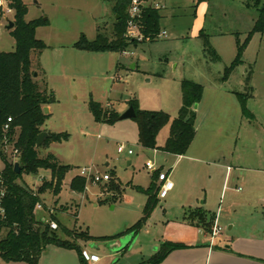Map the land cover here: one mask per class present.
<instances>
[{"label": "rangeland", "instance_id": "1", "mask_svg": "<svg viewBox=\"0 0 264 264\" xmlns=\"http://www.w3.org/2000/svg\"><path fill=\"white\" fill-rule=\"evenodd\" d=\"M28 8L26 22L47 20L48 25L37 29V39L47 49L33 53L34 68L41 64L47 68L49 90L55 93L51 116L45 128L52 133H67L70 140L40 148L39 156L53 154L63 165L74 168L63 182L61 195L47 191L40 196L42 209L36 208L38 221H54L59 239L79 247L82 252L97 254V264H142L156 256L166 242L194 238V229L186 226L195 199L208 198V205L217 214L216 226L224 236L259 235L264 231V33L253 34L247 45L243 61L227 81L226 69L234 62L239 43H244L253 30L257 10L249 8L244 0H152L162 17L161 33L166 35L155 42L137 40L128 53H84V57L64 56L84 35L94 41L100 29L112 39L115 23V0H23ZM6 4L0 17V51L13 52L16 42L7 29L14 22V12ZM204 33L211 48L220 57L217 61L205 47ZM67 47V52L64 48ZM74 48V47H73ZM133 65L137 70H133ZM62 67L65 70H62ZM245 68V69H244ZM252 70L250 86L252 97L247 108L253 118L242 115L236 97L235 106L218 97L215 84L226 83L228 91L249 95L244 71ZM41 73L35 80L43 88ZM48 77V78H47ZM183 80L204 87L198 111V140H203L212 154L208 161L230 165L227 169L213 164L182 163L171 171L170 180L175 188L166 200L158 203L138 234H125L143 216L148 201L145 193L151 187L155 173L146 168L152 162L156 168L169 173L176 157L143 149L138 142L135 121H118L115 125L97 123L89 109V102L121 107L136 99L141 110L160 107L164 96L179 93L177 83ZM151 81V82H148ZM176 87V94H175ZM178 91V92H177ZM219 98V99H218ZM124 101V103H123ZM153 111V110H151ZM177 117V116H176ZM43 130V129H42ZM45 132V131H43ZM170 134V125L161 130L158 145L164 146ZM16 129L14 140H17ZM198 142V141H197ZM125 144L134 154H118L117 145ZM8 159L20 164L12 145L5 149ZM20 156V155H19ZM128 160L132 165H128ZM4 165L0 163V169ZM89 175L83 194L74 193L69 184L74 177ZM111 177L107 182H95V177ZM191 176V180L186 177ZM51 180L49 171L37 175H23L27 187L37 191L45 181ZM18 183H21L18 181ZM118 185V193L107 185ZM158 186V185H157ZM192 193L187 196L185 190ZM240 189V190H239ZM62 227L69 230L68 235ZM93 240L88 241L87 236ZM5 232L1 233V237ZM117 237V238H116ZM103 238H113L103 240ZM202 238V235L199 236ZM130 240V241H129ZM129 246L127 247V245ZM127 247V248H126ZM125 248V249H124ZM0 264H26L5 262ZM39 264H83L76 249L48 246ZM91 264V263H89ZM146 264V263H144Z\"/></svg>", "mask_w": 264, "mask_h": 264}, {"label": "trees", "instance_id": "2", "mask_svg": "<svg viewBox=\"0 0 264 264\" xmlns=\"http://www.w3.org/2000/svg\"><path fill=\"white\" fill-rule=\"evenodd\" d=\"M198 3L209 2V0H197ZM249 8L257 10L258 17L255 20L253 30L249 33L244 43L238 44L237 55L232 65L226 69L224 81H227L234 70L244 64V51L249 44L253 34L264 33V0H244ZM132 0H115L113 11L115 23L112 29V39L98 30L94 41H89L84 35L74 44V48L90 53H120L128 52L135 46L137 40L127 38L129 9ZM9 8L14 12V29L11 36L16 42L13 52L0 51V163L4 165V176L7 180L8 190L2 205L7 212V219L0 222V257L7 263L39 264L44 250L52 245L68 249H76L80 253L83 264H89L83 258L78 246L71 245L59 239L55 230H52L47 222L38 221L35 210L41 206L40 196L47 191H52L58 196L63 187L66 175L74 170L70 165H63L53 154L41 158L40 148H49L52 144H62L70 140L67 133H48L43 144L38 147V138L43 133V126L51 114H45L44 108L56 102L55 93L49 90L44 82L43 88L35 80V74L41 73L38 66L33 70L32 54H41L47 49V45L37 39L36 32L40 27L48 25L47 20H35L26 22L28 13L27 6L23 0H8ZM162 17L159 10L153 7L143 8L141 17L137 21L140 34L145 41L155 42L161 33L160 21ZM205 47L214 58L219 61L220 57L211 48L207 36ZM252 70L246 75V85L249 95L238 94L242 113L248 119L253 116L247 108V100L251 98L253 88L250 86ZM182 106L177 117L173 118L163 111H147L139 108L136 99L127 102L129 107L135 111L133 119L138 127L139 145L148 150H158L175 156H185L197 134V110L203 99L204 87L198 83L183 80L181 82ZM89 109L97 123L115 125L119 121L120 114L112 107L104 106L94 101L89 102ZM12 119L11 130L4 132V125L7 119ZM170 125V134L163 147L158 145V136L163 128ZM16 129H19L17 140H14ZM12 145L14 150L20 153L19 174L15 171V163H12L5 153V149ZM41 170L51 173V180L43 182L37 190H32L23 184V175H37ZM159 173L151 187L147 190L138 188V191L145 193L148 201L144 210V216L125 234H138L145 221L150 216L158 203L159 185L156 183ZM111 180V179H110ZM20 181L21 183H18ZM158 185V186H157ZM87 188V179L74 177L70 183V190L74 193L83 194ZM111 191L118 193V185H107ZM185 220L189 224L207 235L213 234L217 217L215 214L202 209L189 210ZM5 236L1 237V233ZM62 232L68 235L69 230L62 227ZM117 238V237H116ZM88 241L93 240L87 236ZM113 238H103L110 240ZM185 246L180 243L166 242L162 245L161 251L154 256L151 264L162 263L173 251L183 249ZM228 252L230 249L222 248Z\"/></svg>", "mask_w": 264, "mask_h": 264}, {"label": "crops", "instance_id": "3", "mask_svg": "<svg viewBox=\"0 0 264 264\" xmlns=\"http://www.w3.org/2000/svg\"><path fill=\"white\" fill-rule=\"evenodd\" d=\"M144 1H145V4L147 6H153L156 9H158V7H159L157 4H154L152 0H144ZM23 3H24V1H23ZM204 3H206V2H204ZM163 33H166V32H163ZM163 33H161V34H163ZM36 35H37V32H36ZM62 48H64V51L67 52V49H66L67 47H62ZM84 53H87V52L77 50V49L73 48V45H72V50H69V52L67 54H65L64 56L78 59L79 57H84V56H82V55H84ZM131 55H132V53H129V55H124V56H131ZM33 68H34V65H33ZM36 68H38V65L36 66ZM40 68L42 70V73H44L45 76H48L47 68L42 64H41ZM62 70H65V68L62 67ZM133 70H137L136 65H133ZM247 73H248L247 70L243 72V75L245 77L244 79H246ZM48 77L51 78L50 75ZM40 79H42V81H43V86H44V82L47 84L46 79H44V77L41 76ZM148 82H151V81H148ZM176 83H177V90L179 91V93L176 94V87H175V94H176L175 96H173L174 94H171V95L168 94V96L162 97L159 101V103H161V104H171L172 103L170 109H165L163 107H160L161 108L160 110L168 113L173 118H175L178 115L179 110L182 106L181 82L178 81ZM215 91H217L219 93L218 97H220L222 100L228 99V101H231V103L234 106H235V102H233L234 100H232L231 97H233V98L236 97L235 98L236 101L239 102V99L237 97V95L239 93H234V92L228 91L226 89V83H221L219 85L215 84ZM123 103H124V101H123ZM238 104H240V102ZM108 105L110 107L114 108L120 115L129 109V106L126 102L124 104H122L121 107H117V105H115L114 103H111V102L107 103V105H104V106H108ZM47 108L49 110V114H51V105L47 106ZM198 109H199V105H198ZM240 109H241V105H240ZM151 110L154 111L155 109H148L147 111H151ZM241 111H242V109H241ZM46 122H48V121H46ZM198 122H199V120H198V111H197V123H196L197 134H196V138H195L194 142L192 143L188 153L185 156H175V155L167 154V153H164V152H161L158 150H150V151H153L154 154L163 153L166 155L174 156V157H176V159H178L173 164V167L170 168V170H169L170 172L169 173L167 172L169 179H170L171 171L174 170V166H176L175 169H178L183 161H186L188 163H198V164H202V165L213 164L216 167H221L223 169H227L228 173L230 172V170L232 168L230 165L221 164V163H212L211 161H208L210 158H212L214 156H212V154H210V152L207 148V144L203 140H198V137H199ZM42 129L46 133H49V132L52 133L51 130H48L47 128H45V125L43 126ZM159 146L161 147V145H159ZM162 147H163V145H162ZM145 150H148V149H145ZM129 156H132V155H129ZM180 160H183V161L181 162ZM132 164H133L132 161L128 160V165L131 166ZM158 171L163 172L162 169H159ZM187 179L191 180V176L186 177V180ZM156 183L159 185L158 180ZM69 187H70V184H69ZM174 188H175V186H174ZM174 188H173V190H174ZM62 190H63V187H62ZM185 192H186L185 195H187V196H189L192 193L190 190H187V189L185 190ZM61 193H62V191H61ZM61 193H60V195H61ZM167 198H168V196L162 200H166ZM201 198L202 197H197L195 199V204H196L195 209H202V210L208 211L210 213L215 214L217 217V214L208 205L209 204L208 198L206 197V199L204 201H200V200H202ZM189 208H190V210H195L193 205H189ZM186 226H188L189 229L192 228V229L196 230L199 236L202 235V238L200 239L199 236L196 235L194 238H191V239L186 238V237L184 239H180L177 242L180 244H183L185 246V248L173 251L160 264H264V231H263L261 236L253 235V234H249V235L246 234V235H239V236H224L223 233L221 232L220 237L213 238L212 235L209 236L206 233H204L202 230H199V229L191 226L189 224V222H187ZM217 227H219V226H217ZM128 246H129V244L127 245V247ZM222 248H228V249H230V251H228V252L222 251L221 250ZM147 262L148 261H145L142 264H144V263L147 264Z\"/></svg>", "mask_w": 264, "mask_h": 264}, {"label": "built area", "instance_id": "4", "mask_svg": "<svg viewBox=\"0 0 264 264\" xmlns=\"http://www.w3.org/2000/svg\"><path fill=\"white\" fill-rule=\"evenodd\" d=\"M6 4L9 5L8 0H0V17L3 16V14H5L3 12V8L5 7ZM147 7H153V6H147L145 4L144 0H132L131 6L129 9L128 29H127V35H126L127 38L139 39V40L142 38V35L140 34V32L138 30L137 21L141 17V13H142L143 8H147ZM165 35H166V33H163V34L160 33L158 39L164 37ZM123 54L129 55L128 52H124ZM11 124H12V119L8 118L7 122L5 123L4 128H3L5 133L10 132ZM117 152L120 155L124 154V153H127L129 155L134 154L133 150L128 148V146H126L125 144H118L117 145ZM14 155L16 158L19 157V155H20L19 151L15 150ZM146 168L149 171H152L154 173H159V175H158V182H159L158 197L161 199H165L174 188V184L169 179L168 173L159 172L158 169L156 168L155 164L152 162L146 163ZM89 173H91V172H88L86 169H84L81 171V176L85 177V176L89 175ZM94 179H95V182H107V181H110L111 177L108 175H105L104 177L99 176V177H95ZM7 190H8V184H7V180L4 176V169H0V222H3L7 219V212L2 205V201L7 194ZM37 208L42 209V207L40 205H38ZM47 223L49 224V226L52 230L58 229V226L54 221H49ZM220 235H221V228L215 226L212 237L217 238V237H220ZM83 258L85 259V261L87 263H91V264H97L100 262V258L97 254H89L86 251L83 252Z\"/></svg>", "mask_w": 264, "mask_h": 264}, {"label": "water", "instance_id": "5", "mask_svg": "<svg viewBox=\"0 0 264 264\" xmlns=\"http://www.w3.org/2000/svg\"><path fill=\"white\" fill-rule=\"evenodd\" d=\"M7 29L9 31H12L14 29V23L10 22ZM35 77H37V74H35ZM195 109L196 110L198 109V105H196ZM44 112H45V114H49V110L47 107L44 108ZM134 118H135V111L132 107H129V109L126 112H124L123 114L120 115L119 121L132 120ZM47 137H48V133L43 132L38 138L37 146L40 147ZM15 171L17 174H19L21 172L20 164H18V163L15 164Z\"/></svg>", "mask_w": 264, "mask_h": 264}]
</instances>
